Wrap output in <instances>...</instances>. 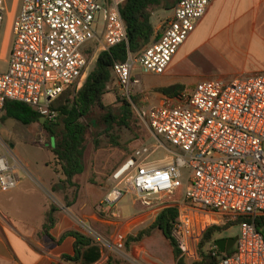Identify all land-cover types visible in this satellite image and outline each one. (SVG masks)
Returning a JSON list of instances; mask_svg holds the SVG:
<instances>
[{"label": "built area", "instance_id": "built-area-1", "mask_svg": "<svg viewBox=\"0 0 264 264\" xmlns=\"http://www.w3.org/2000/svg\"><path fill=\"white\" fill-rule=\"evenodd\" d=\"M124 1L23 0L11 25L8 68L0 71V113L14 101L54 120L52 103L72 87L80 88L87 77L88 49L96 47L94 58L128 42L120 10ZM213 1L181 0L158 41L115 64L119 85L128 94L140 85L133 79L136 66L146 74H164ZM6 15V1L0 0V39ZM134 109L156 138L180 153L168 151L151 160L161 146L136 149L112 175L106 204L116 206L131 193L146 206L162 202L180 215L187 209L218 215L223 225L240 227L234 253L218 264H264V228H257L264 216V75L204 80L191 93H181L177 105L167 101ZM21 171L31 176L0 135V190L16 189ZM178 190L183 191L180 200L163 202ZM80 226L104 244L90 226ZM181 226L186 228L184 221L174 227V237ZM178 247L185 257V243Z\"/></svg>", "mask_w": 264, "mask_h": 264}, {"label": "crops", "instance_id": "crops-1", "mask_svg": "<svg viewBox=\"0 0 264 264\" xmlns=\"http://www.w3.org/2000/svg\"><path fill=\"white\" fill-rule=\"evenodd\" d=\"M172 16L173 10L170 12L159 10L153 13L152 22L155 27L153 43L159 40L166 22ZM199 29L204 33L201 40L202 47L208 44L216 45L212 47L214 50L209 53L207 51L205 60L213 69L223 70L221 79L231 80L237 77L264 75V0H214L195 31L173 57L164 74L133 76V79L140 80V85L134 90L143 95L141 102L145 105L139 107L137 104L138 108L162 106L167 101L173 105L180 102L182 91L179 93V90L185 88L186 83L181 77L183 75L182 58L194 40L192 36ZM98 57L99 55H95V61ZM210 77L211 74L206 76L211 79ZM201 81L204 80H199L197 83ZM197 83L194 85L196 86ZM9 121L10 119L6 121L4 127L0 128V134L3 136L9 134L6 133L8 129L6 125ZM15 143V141L10 143L12 150ZM51 159L45 164L52 169L53 175L44 176L36 171L35 177L30 172L29 164L21 161L31 176L21 171L20 184L16 189L10 192L0 190V264H78L63 262L61 258L64 255L74 256L76 240L66 234L72 231L83 233L81 222L90 226L104 239L117 237L126 241L129 236H137L139 232L151 227L168 209L160 206V208L140 211V204H138L140 199L130 193L125 194L116 207L98 205L92 198H89L84 206L75 204L64 207L56 203L53 205L51 197L55 196L57 200L58 197L53 192L55 186L61 189V186L57 184L62 177L54 166L53 153ZM77 178L74 180L75 183ZM113 185L112 181L111 188L107 187L103 193L104 201ZM13 193H16L15 197L12 196ZM52 206L58 211L55 214L56 222L50 231V237L43 232V227L46 213ZM196 214H202L204 218H215L217 220L215 224H219L221 220L223 222L222 217L218 215L199 213L189 209L181 213L180 219L182 217L184 221L186 217L192 218ZM224 238L230 237L221 239ZM110 259L109 254H105L102 250L101 258L94 264H110ZM113 259L121 261L122 264H177L173 248L159 228L153 229L149 236L131 246L127 257Z\"/></svg>", "mask_w": 264, "mask_h": 264}, {"label": "trees", "instance_id": "trees-1", "mask_svg": "<svg viewBox=\"0 0 264 264\" xmlns=\"http://www.w3.org/2000/svg\"><path fill=\"white\" fill-rule=\"evenodd\" d=\"M180 1L125 0L120 6V10L128 42L100 53L83 86L77 91L67 90L52 103L51 109L56 113V118L52 121L47 120L42 128L48 134L50 141H53L54 164L64 184L74 187L77 185L74 180L86 171V157L91 145L95 150H98L102 141L106 139L111 147H120V137L115 132L127 129L134 133L138 122L134 105L139 104L140 96H133L130 101L120 96L114 66L116 63L125 62L129 53L137 56L146 47L153 44L155 38L153 13L159 10L170 12ZM95 51V46L90 47L87 51L88 58L93 57ZM183 89L181 88L179 93ZM109 94H114L116 97L114 105L106 103V97ZM3 112L4 120H14L26 126L40 123L41 119L33 108L14 101H7ZM57 190H59L58 187L54 189V191ZM182 194L183 191L178 190L174 195L165 198L163 202L180 200ZM57 211L58 209L52 206L46 213L43 232L50 237V231L56 222ZM178 223H180L179 210L168 208L151 227L139 232L137 236H129L125 241V247L129 249L149 236L153 229L159 228L169 240L177 264H186L183 252L179 249L177 240L173 236V229ZM234 226H238V224L208 228L198 245L199 259L192 264H218L224 256L232 255L235 251L234 248L224 255L218 249H213L212 244L217 235L223 234ZM257 228L259 231L264 228V216H260L257 220ZM66 236L75 238V254L74 256L64 255L61 258L63 262L94 264L101 258L103 246L97 240L78 231L69 232ZM110 264L122 263L112 257Z\"/></svg>", "mask_w": 264, "mask_h": 264}, {"label": "rangeland", "instance_id": "rangeland-1", "mask_svg": "<svg viewBox=\"0 0 264 264\" xmlns=\"http://www.w3.org/2000/svg\"><path fill=\"white\" fill-rule=\"evenodd\" d=\"M5 1L7 15L5 16L0 39V71H5L8 68V51L11 41V25L15 16L19 12L23 0ZM203 35L204 33H202L200 29L198 31L196 30V33L192 36L194 40L190 43V45L188 46L189 50L184 54L182 58L183 75L181 77H183L186 81L184 86L185 88L183 89L182 93H191L194 89V84L199 80H209V78H206V76H209L210 74L211 79H218L222 76L223 70L218 71V69H213V67L209 65L207 60H205L207 51L209 53L210 51L214 50L212 47L216 45L208 44L202 47L201 40L204 37ZM95 62L96 61L93 57L89 58L87 76L93 70ZM145 74L146 73H144L140 66H136V69L133 71V76H144ZM117 86L122 98L130 101L129 96H131V98L133 96H140V102L138 105L139 107L145 106L141 102L143 96L141 93L132 89L128 94L127 91L123 89L118 83ZM79 89L80 88H78L77 86H74L69 90L77 91ZM106 103L108 105H114L116 103V97L114 96V94H109L106 97ZM4 115L5 114L2 111L0 113V128L4 127L7 121L4 120ZM136 116L138 118V122L137 128L134 130V133L127 129L118 130L115 132V134L120 137V147H111L109 145V141H107L106 139L102 141L101 147L98 150H95L92 145L89 147L86 157L87 169L85 173L77 178V185L75 187L70 186L69 184H64L61 178V181L59 182V184H57L58 186H61V189L53 192L58 197L57 200L55 196L51 197V203H53V205L56 203L64 207H70L75 204L84 206L87 204V200L89 198H92L93 201H96V204L98 203V205L108 206L106 204V201H104L103 193L106 191L107 187L111 188L112 175L121 167L125 160L134 153L136 149L144 146L151 148L161 146L160 150L157 152V154L154 155V157H152L151 160L162 159L165 155H167L168 151L180 153L176 147L165 142L163 139L156 138L151 133L148 126L139 118L137 112ZM6 126H8L6 133L9 134H4V136L0 134L1 138L7 145H10L11 142H16L13 149L14 154L20 161L29 164L30 172L35 177L36 171L44 176L53 175L52 169L48 168L45 163L52 158V148L54 144L53 141H50L49 136L42 128V125L40 123H34L32 125L26 126L14 120H10L9 124H7ZM16 138L18 139L16 140ZM41 139H44L46 143L41 144ZM186 174L187 172L184 171V176L181 180L183 184L186 183ZM56 187L57 186H55V188ZM12 196L15 197L16 193H13ZM18 198L21 199V197ZM102 201L103 203L101 204ZM139 202L140 203L138 204H140V211H147L149 209L155 207L160 208V206H162V204L158 201H153L151 206L144 205L142 201ZM182 221L183 219L181 217L180 223H182ZM184 222L186 228L181 226V231H178L175 234V238L177 240V243H179L180 241H183L185 243V246L187 248L185 261L187 264H192L193 261L199 259L198 245L205 231L212 226H223V222L221 220L219 224H215L217 222L215 218H204L202 214H196V216L192 218L186 217L184 219ZM180 223H178L177 225H179ZM239 234L240 227L234 226L230 230L225 231L223 235H217L216 238L221 239L222 237H235ZM101 241H103L105 244V246H103L105 254L108 253L111 258L113 257L116 259H123V257H127L129 249L125 247V240L122 241L117 237H112V239L103 238ZM207 249H209V247H207Z\"/></svg>", "mask_w": 264, "mask_h": 264}, {"label": "water", "instance_id": "water-1", "mask_svg": "<svg viewBox=\"0 0 264 264\" xmlns=\"http://www.w3.org/2000/svg\"><path fill=\"white\" fill-rule=\"evenodd\" d=\"M173 90V89H171ZM166 93H171L170 91H166ZM46 122V119L44 117H42L40 119V124L44 125V123ZM238 241V236L235 237H230V238H224V239H218L214 242L216 248L222 253V254H226L228 252H230L236 245Z\"/></svg>", "mask_w": 264, "mask_h": 264}]
</instances>
